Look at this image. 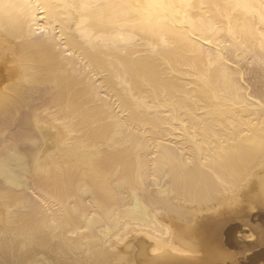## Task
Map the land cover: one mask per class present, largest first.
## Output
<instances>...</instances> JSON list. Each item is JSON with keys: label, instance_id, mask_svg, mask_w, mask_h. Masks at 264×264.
I'll return each mask as SVG.
<instances>
[{"label": "bare ground", "instance_id": "obj_1", "mask_svg": "<svg viewBox=\"0 0 264 264\" xmlns=\"http://www.w3.org/2000/svg\"><path fill=\"white\" fill-rule=\"evenodd\" d=\"M0 177V264L225 263L264 205V0H0Z\"/></svg>", "mask_w": 264, "mask_h": 264}, {"label": "rangeland", "instance_id": "obj_2", "mask_svg": "<svg viewBox=\"0 0 264 264\" xmlns=\"http://www.w3.org/2000/svg\"><path fill=\"white\" fill-rule=\"evenodd\" d=\"M236 58H235V62H234V63H236L235 64L236 66H238L237 62H238V64L240 63L239 59L242 61L239 64L242 67H240V66H238V67L240 69L242 68L241 70L243 71L242 73L244 74V78L247 81H249V83H254L255 80H256L257 71H258V66L255 63L256 61L253 60V59H250L248 57H244L242 55H239V54H237ZM246 58H248V59H246ZM41 156H42V154H41ZM17 167H18V165L16 166V164H13L10 167H8V170L9 171L11 170V173L14 172L13 175L10 172H7L8 176L11 175V177H10L11 180L10 181H12L13 179L15 180V182L17 181V183H19V181H20L21 182L20 188H19L20 191H24L28 195H30L31 197H33L35 199L36 198L38 199V195L32 190V188H30L27 185V182L23 181L24 179L22 178V175L20 174V172H18L19 169ZM16 174H18V176ZM12 176H14L15 178L13 177V179H12ZM18 177H21V178H18ZM4 179L5 178L0 177V182L2 180H4ZM245 190H246V188L242 192L243 193L246 192ZM242 199L243 200L241 202L237 203L233 207L235 209H234V212L231 214L230 218H233L234 220L233 219H229L231 222L228 221L227 222L228 225L226 224V226H225V228L227 229V232H226L227 234L225 233V236H224V239L226 237V240H225L226 245H224L225 247L223 246L224 248L223 247L220 248V252H222L223 254H224V252L227 253V254H224V255L227 256L228 260L226 259L225 263H218V264H231L233 262H237L235 264H264V210H262V209H264V205H258L259 208L261 206V209H258V207H257L253 211V210H250V207L247 204V202L245 201V198H242ZM241 209H243L242 212H241ZM237 212H238V215H237ZM248 213H250V214H248ZM252 213H254V214H252ZM245 214H247V216ZM241 216H243V218ZM245 222H246V224H245ZM0 224H1V222H0ZM255 235H257V236H255ZM81 236H84V234H81ZM79 238H81V237L78 235L77 240H80V242H81V243L79 242L78 244L79 245L81 244L82 248L79 247V245H75L76 249H77V246H78V249H77L78 251L75 250V251H77V253L76 252L75 253H76V256L78 258H80L79 254H81V253L83 254L85 252V251L83 252L82 249H87L88 248V247L85 248V246H87V245H84L82 243L83 242H87V241L89 242L90 240L94 239V238H92V239L86 238V239L82 240V239H79ZM109 241L111 243H113L115 240L111 237ZM254 243H256L258 245H255ZM93 244L94 243H92L90 245L93 246ZM98 244L99 243H97L96 247H92L93 249H91V246H89L90 249H88V252H90V255L86 256L85 254H83V255L81 254V257L83 259H81V258L78 259L76 264H91V259H92V256L94 255V251H95L96 248L97 249L99 248V247H97V246H99ZM106 245L107 244H105L103 246L105 247ZM247 245H249L250 247L249 246L247 247ZM244 246L247 247V249ZM242 247H244V248H242ZM79 248L81 249L82 252L79 251L80 250ZM159 252L161 254L162 251H158V253L157 252H154V253L158 255ZM185 252L186 251H184V252H176L175 254L179 253L183 257H187V256L190 257V256L194 255V254L192 255V253H190V252L189 253L188 252L185 253ZM154 253H149V254L153 255ZM189 254H191V255H189ZM39 258H41V257L39 256ZM135 260H136V262H134V264H139L140 261L142 260V258L136 256Z\"/></svg>", "mask_w": 264, "mask_h": 264}]
</instances>
